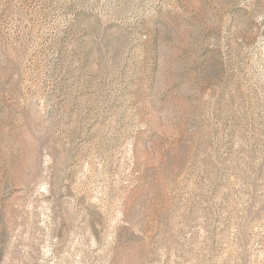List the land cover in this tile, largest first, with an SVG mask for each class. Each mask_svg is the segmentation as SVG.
Segmentation results:
<instances>
[{"label": "rangeland", "instance_id": "1", "mask_svg": "<svg viewBox=\"0 0 264 264\" xmlns=\"http://www.w3.org/2000/svg\"><path fill=\"white\" fill-rule=\"evenodd\" d=\"M0 264H264V0H0Z\"/></svg>", "mask_w": 264, "mask_h": 264}]
</instances>
